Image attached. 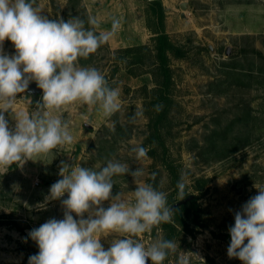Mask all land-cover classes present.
Here are the masks:
<instances>
[{"label": "rangeland", "instance_id": "obj_1", "mask_svg": "<svg viewBox=\"0 0 264 264\" xmlns=\"http://www.w3.org/2000/svg\"><path fill=\"white\" fill-rule=\"evenodd\" d=\"M152 1L37 0L50 19L78 16L91 27L85 19L95 17L97 33L109 30L113 18L120 19L116 35L88 58H78V64L98 69L110 87L120 89L121 108L110 117L98 106L79 102L51 111L69 123L72 144L33 156L22 167L0 168V264H28L39 252L29 232L50 219H63L67 193L59 200L47 199L51 185L61 179V162L98 171L113 158L144 171L135 182L131 175L114 176L113 196L121 193L133 202L137 184L147 183L166 193L168 205L171 197L180 202L177 183L182 176L184 194L200 196L199 226L192 215L186 217L195 235L180 232L174 238L177 251L164 264H178L189 252L203 260L189 256L190 264H243L229 258L227 249L235 213L258 194L257 188H264V0H160L164 30L186 55L171 57L174 101L157 131L151 118V69L123 65L115 71L114 61L121 49L153 48L159 26ZM3 50L15 54L9 40ZM42 96L30 88L18 95L14 108L5 113L9 127L15 129L18 112L31 116L50 111L39 108ZM138 112L142 115L133 119ZM78 130L89 138L87 145L77 141ZM140 146L149 149L148 159H136L132 149ZM198 179L207 181L203 195L195 187ZM120 235L102 237L104 249ZM165 237L160 224L134 239L148 246Z\"/></svg>", "mask_w": 264, "mask_h": 264}, {"label": "clouds", "instance_id": "obj_2", "mask_svg": "<svg viewBox=\"0 0 264 264\" xmlns=\"http://www.w3.org/2000/svg\"><path fill=\"white\" fill-rule=\"evenodd\" d=\"M35 5L36 0H0V168L22 167L33 156L72 144L69 123L51 111L79 102L98 106L110 117L121 108L120 89L110 87L98 69L78 64V58H88L116 35L120 19L113 18L109 30L97 33L95 17H88L91 27H86L78 16L67 21L50 19ZM5 40L14 45V55L5 54ZM33 81L43 92L39 108L50 111L37 110L31 116L18 112L13 130L5 113L14 108L17 96ZM162 107L156 105L155 110ZM141 115L138 112L133 119ZM132 151L137 160L149 158L146 147ZM118 175H131L135 182L144 171H133L115 158L98 171L61 162V179L51 185L47 199L59 200L67 193L62 201L63 219H50L29 232L39 252L29 257L28 264H146L148 260L164 264L177 251L175 240L161 239L146 246L134 237L173 222L175 213L166 193L141 183L132 192L133 202L122 199L121 193L113 196V177ZM177 188L178 195L184 197L183 176ZM257 191L235 213L234 226L229 228L227 255L243 264H264V188ZM106 201L107 208L102 206ZM112 233L121 234V238L112 240L105 250L101 238ZM189 256L200 259L184 253L178 264H190Z\"/></svg>", "mask_w": 264, "mask_h": 264}, {"label": "trees", "instance_id": "obj_3", "mask_svg": "<svg viewBox=\"0 0 264 264\" xmlns=\"http://www.w3.org/2000/svg\"><path fill=\"white\" fill-rule=\"evenodd\" d=\"M150 6L156 16L157 25L159 26L158 31L155 32L157 35L153 39V48L143 45L121 49L117 51V57L114 61L116 64L115 71L123 65H125L127 69L132 67H148L151 69V74L155 83V88L151 91V93L154 94L150 106L153 108L154 117L151 118L152 120L154 119L155 130L157 131L158 127L165 119L166 114L169 112L168 108L170 104L174 101L172 98L174 92V76L173 69L170 66L171 57L182 59L185 57L186 53L181 47L171 41L169 35L164 30L165 12L162 2L160 0H154L150 2ZM85 20H88V18ZM127 58H129V61L126 62ZM36 96H39V94ZM156 105H162V110L157 112L155 110ZM206 185L207 181L205 179H198L196 181L195 187L200 195L204 194L203 188ZM189 196V194L185 193L181 201ZM199 198L200 196L195 195L194 199L187 205L178 206L174 211L173 222L161 224L166 232V237L164 239L174 240L175 237L179 236L180 232H184L190 236L195 235V230L191 227V224L187 222L186 217L192 215L194 225L199 226L201 212L198 204ZM177 203L175 199L172 197L170 198L169 206L171 208Z\"/></svg>", "mask_w": 264, "mask_h": 264}, {"label": "water", "instance_id": "obj_4", "mask_svg": "<svg viewBox=\"0 0 264 264\" xmlns=\"http://www.w3.org/2000/svg\"><path fill=\"white\" fill-rule=\"evenodd\" d=\"M181 8L183 10L186 9V5L183 4L181 5ZM29 88L33 91H36V92H41L42 90L38 88L37 84L34 83V84H31L29 85ZM194 199V195H190L188 198H186L185 200L183 201H180L178 202L177 204H175L174 206H172V210L175 211V209L178 207V206H183V205H187L189 202H191L192 200Z\"/></svg>", "mask_w": 264, "mask_h": 264}, {"label": "crops", "instance_id": "obj_5", "mask_svg": "<svg viewBox=\"0 0 264 264\" xmlns=\"http://www.w3.org/2000/svg\"><path fill=\"white\" fill-rule=\"evenodd\" d=\"M79 113L81 114V115H83V111L81 112V111H79ZM78 131H80V130H78ZM83 131H80V132H78V135H77V137H78V142H82V144L84 143L85 145H87V143H89V138L87 137V135H83Z\"/></svg>", "mask_w": 264, "mask_h": 264}, {"label": "flooded vegetation", "instance_id": "obj_6", "mask_svg": "<svg viewBox=\"0 0 264 264\" xmlns=\"http://www.w3.org/2000/svg\"><path fill=\"white\" fill-rule=\"evenodd\" d=\"M245 244H246V241H245Z\"/></svg>", "mask_w": 264, "mask_h": 264}]
</instances>
